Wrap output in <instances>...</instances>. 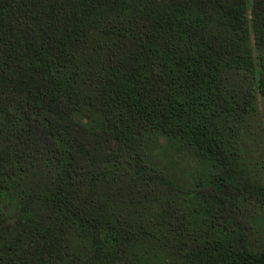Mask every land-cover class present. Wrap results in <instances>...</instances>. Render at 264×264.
Instances as JSON below:
<instances>
[{"label":"trees","instance_id":"16d2710c","mask_svg":"<svg viewBox=\"0 0 264 264\" xmlns=\"http://www.w3.org/2000/svg\"><path fill=\"white\" fill-rule=\"evenodd\" d=\"M258 94L264 0H0V264H264ZM152 136L207 168L197 218L148 211L186 193Z\"/></svg>","mask_w":264,"mask_h":264},{"label":"rangeland","instance_id":"374dc122","mask_svg":"<svg viewBox=\"0 0 264 264\" xmlns=\"http://www.w3.org/2000/svg\"><path fill=\"white\" fill-rule=\"evenodd\" d=\"M250 9L251 7H249V11ZM238 127V148L240 152L246 161L257 163L264 175V97L257 95L255 111L248 115L243 122H240ZM147 152L148 162L152 166L162 170L165 174L174 176L186 187V193L182 194L181 201L179 197L162 195L158 202H155L153 206L151 205L152 207L150 206L151 209L148 211L157 212L155 216L166 218L172 216L171 218L177 219L182 217L183 208L186 215L188 212L187 218L188 216L197 218L200 205L188 188H195L199 179L206 175L207 168L176 141L166 140L163 142L158 137L152 136L148 141ZM14 204V201L11 200L7 206L8 223L0 234V244L12 238L16 232ZM172 209L175 213H172ZM249 213H252V210ZM153 246L156 247L154 248L155 255L151 254L149 256L152 263L159 260L162 264V258L159 257L163 251H166L167 264H175L173 261L176 256L173 255L174 252H171L172 248L168 247L166 249L157 245Z\"/></svg>","mask_w":264,"mask_h":264}]
</instances>
